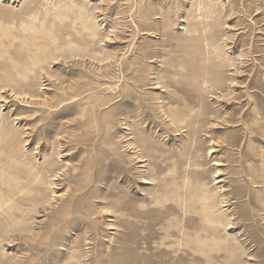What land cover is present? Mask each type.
Returning a JSON list of instances; mask_svg holds the SVG:
<instances>
[{
    "label": "rangeland",
    "instance_id": "rangeland-1",
    "mask_svg": "<svg viewBox=\"0 0 264 264\" xmlns=\"http://www.w3.org/2000/svg\"><path fill=\"white\" fill-rule=\"evenodd\" d=\"M0 21V180L44 200L0 223V264H264V0H0Z\"/></svg>",
    "mask_w": 264,
    "mask_h": 264
},
{
    "label": "bare ground",
    "instance_id": "bare-ground-1",
    "mask_svg": "<svg viewBox=\"0 0 264 264\" xmlns=\"http://www.w3.org/2000/svg\"><path fill=\"white\" fill-rule=\"evenodd\" d=\"M93 28L91 27V30H93ZM7 33H6V30H4V28L2 27V22L0 21V70H3V69L5 70L6 66L8 64H14L16 66V64L18 62L16 53H14L13 51L11 52L7 43H6L5 36ZM12 35L14 36L13 40H14V38H17L15 36V34H12ZM13 40L8 41L10 43L9 45H11L13 43ZM30 52H32V51L31 50L28 51V54H26V56L28 58H32V60H34L35 57ZM37 62H36V64H37ZM26 65L29 66V64H26ZM23 76L25 79H27V77H28L25 74H23ZM29 77H30V75H29ZM153 83H155V82H153ZM202 83H203V81H202ZM207 83H208V81H207ZM157 84H158V82H157ZM158 86L159 85H157L155 88H158ZM207 87H208V85H207ZM115 89H117V88H115ZM216 93H217V91H216ZM123 96H124V98H127L126 95H123ZM220 97H221V95H220ZM220 97H218V98H220ZM168 113H169V116H174L177 118L180 116L179 112H177L176 110L168 109ZM179 121L184 122L183 118H181V117H179ZM49 131H50L49 126L44 125V126H41L40 128L37 129L35 135L40 137V135L43 133H50ZM33 137H35V136H33ZM43 142L44 143L42 144V146H45L46 145L45 139ZM137 158H138V162H144L147 160L145 158V156H137ZM137 158H136V160H137ZM141 166H144V165H141ZM1 169L2 168L0 167V171H1ZM10 172L8 171V173H10ZM53 175H56V173L52 174L51 176H53ZM219 178H221V177H219ZM37 179L38 178H36V180ZM222 179H220L219 181H222ZM31 182H34L33 178L31 179V178H20V177H18V178H15L14 180H10V179L0 180V223H2L3 226H5V225L7 226L9 224L13 225L15 221L19 220V219L15 218L16 215L14 214L15 213L14 210L16 208L20 207L19 203L24 202L23 205H25V206L28 205V207H30V208H37L38 205H40L41 203H44V200H42L40 197L38 198L37 196L30 193V192H33L34 189L37 190V187H36L37 185L33 188L30 185V184H32ZM32 185L34 186V184H32ZM40 190H42V189H40ZM46 209H48V208H45V211H46ZM22 216H23V214H22ZM22 216H20L21 219H22ZM26 224H27L26 221H24L22 223V225H24V226H26ZM0 237H2V236H0Z\"/></svg>",
    "mask_w": 264,
    "mask_h": 264
}]
</instances>
